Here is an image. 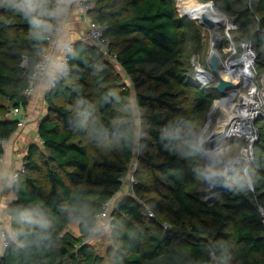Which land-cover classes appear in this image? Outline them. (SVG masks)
I'll use <instances>...</instances> for the list:
<instances>
[{"label": "trees", "instance_id": "1", "mask_svg": "<svg viewBox=\"0 0 264 264\" xmlns=\"http://www.w3.org/2000/svg\"><path fill=\"white\" fill-rule=\"evenodd\" d=\"M93 1L91 17L107 25L111 50L139 90L138 103L145 108L140 130L128 111L130 89L113 79L111 60L85 39L74 42L67 68L46 93L48 112L38 128L43 148L30 147L26 170L14 186L12 228L30 234L10 240L0 264H208L212 255L216 264H264V128L248 171L253 187L242 170L232 191L216 192L222 199L209 201L190 187L200 147L173 135L185 133L192 114H204L218 95L197 79L190 60L202 45L198 24L181 18L178 0ZM199 1H213L237 25H256L248 38L264 47V0H249L243 9H237L240 0ZM56 7L47 0V10ZM30 33L22 14L0 0V96L11 107L28 105L24 91L46 44ZM258 71L263 74L264 65ZM8 109L0 106V158L1 140L18 129V120L5 116ZM111 140L112 149H100ZM136 158L135 192L155 195L126 193L117 200L111 223L121 247L104 262L86 238L105 203L122 190ZM161 188L169 204L157 197ZM146 205L154 217L146 215ZM27 209L41 211L50 227L27 224L21 217ZM71 221L79 223V235L70 230Z\"/></svg>", "mask_w": 264, "mask_h": 264}, {"label": "rangeland", "instance_id": "2", "mask_svg": "<svg viewBox=\"0 0 264 264\" xmlns=\"http://www.w3.org/2000/svg\"><path fill=\"white\" fill-rule=\"evenodd\" d=\"M249 0H240L237 9H243L246 5V2ZM214 3L213 1H209V3ZM208 3V2H202L199 0H178L177 7L180 12L181 18L183 19H191L195 21L202 34V45L196 54L191 55L190 60L193 66V69L195 71V74L197 76V79L203 84L202 77L203 75L197 74L198 67L206 69V71H209L214 74L213 79L210 80L208 83H205V86H213L216 88V85L218 83V75L213 71V68L209 62L210 53H211V43H212V31L209 30V28L203 24H201L200 20L193 17H184V15L190 14V9H192L195 6H199L201 4ZM215 4V3H214ZM203 5V6H204ZM202 7V6H201ZM186 10V13L184 12ZM221 10V9H220ZM223 13H225L223 10H221ZM226 14V13H225ZM231 19V26L230 29L227 30L225 27L221 28V42L218 43L219 50L222 51L225 60L222 63L221 67V73L225 72V66L227 62H231L232 60L238 59L242 57L245 53V49L243 45L245 43L252 44L251 45V51L254 54L253 59V71L254 75L251 79V84L248 86H244V79L242 80V83H239V87L243 92H249L252 85H254L258 90H264V72L263 74H260L258 69L263 67L264 65V47L258 46L255 47V45L250 41L248 38V34L250 31L254 30L256 28V25H251L248 27H243L241 25H237L236 21H234V18L231 15L226 14ZM196 19V20H195ZM207 28V29H206ZM209 32V33H208ZM227 58V59H226ZM111 63L113 65V72L112 77L120 84H125L130 89V97L128 99V111L129 115L131 117V120L134 122L137 132L140 130V118L142 112L145 110V108L141 107L138 103V94L139 90L134 86L133 81L130 77H128L123 72L122 65L118 61L111 60ZM241 66V65H240ZM232 80V79H231ZM231 88H229L224 94L220 93L218 90V95L216 98L215 104L209 107V109L204 114H192V121H194L197 125V131L199 135L203 136L204 138V144L200 147L201 152L199 154H196V162L192 170V182H191V189L195 192H197L201 197L205 198L206 200H212L216 197L222 199L221 195H218L213 193V190L210 186V178H205V170L208 166V163L210 162L211 158L210 155H208V149L212 148L207 144L208 138L210 134L217 129V127L220 124V121L224 119H228L230 115L236 116V113L233 112L232 109L227 108L225 105H235L237 103L236 99H226L223 101L225 97H227L228 93L230 92ZM226 95V96H225ZM257 101H259L258 106L255 108L254 111V118L252 120V128L253 132L250 137L242 136V135H236L235 134H227L224 135L222 138V134L219 133L214 136L213 140L218 142V140L221 138L222 144L226 142V139L232 138L229 142V144H223L222 148H229L231 158L234 165H231V169L229 170V175L232 176V182L235 183V185H238L240 180V174L243 170V174L245 175L244 170L247 169V178L250 177L249 167L252 163V157L255 151V143L260 135V127L264 128V116L257 122V117L259 115H264V104H261V99L257 97ZM42 103L44 101L42 100ZM45 104V103H44ZM7 106L11 107V103L6 100L5 98L0 96V106ZM48 112V106L47 111L44 110V113L47 114ZM45 114V115H46ZM44 115V116H45ZM139 135V134H138ZM234 138H233V137ZM196 142V141H195ZM229 145V146H228ZM113 147V141H108L100 146V149L103 151H106V149H112ZM139 150L137 148L136 150V156L138 155ZM209 157V158H208ZM139 170V162L136 158L133 163L130 164V170L129 174L125 180V184L121 191H119L115 196V202L114 209L116 208V202L117 200L122 197L124 194L129 192L131 190V182L132 179L134 180L137 178V172ZM42 180L46 184V177L43 173L41 175ZM251 180V179H250ZM252 186V181L251 185ZM253 187V186H252ZM161 193L157 197L162 199L164 203L169 204L168 196L166 197L165 194H169L166 189L161 188ZM137 195H144L146 197L147 195H155L153 191L151 192H135ZM74 225V224H73ZM171 225L174 226V224L171 223ZM168 225V226H171ZM77 230L73 229V232ZM87 241H89L95 248L96 252L99 253L102 256V259L104 262H108L114 253L120 249L121 244L118 239L117 233L114 230L113 224L110 223L108 220H100L97 224V227L94 229L92 234L86 238ZM208 264H216L215 258L212 255L211 256V262Z\"/></svg>", "mask_w": 264, "mask_h": 264}, {"label": "crops", "instance_id": "3", "mask_svg": "<svg viewBox=\"0 0 264 264\" xmlns=\"http://www.w3.org/2000/svg\"><path fill=\"white\" fill-rule=\"evenodd\" d=\"M80 2L81 0H71V2L64 0L62 4L58 5V0H54L56 5L64 9L63 13L55 16L56 22L52 30V59H57L59 62L64 55V47L67 44L85 39L87 20L79 10ZM59 71L49 70V74L37 85L35 93L29 97L28 105L23 108L27 123L24 127L17 129L9 139L0 160V227L5 226L11 231H13L11 204L16 198L14 192L15 182L12 177L13 171L24 164L25 157L32 145L37 144L39 148H43V141L39 136L38 128L42 118L46 114L44 110L47 111L46 93L53 85ZM123 72L126 74L124 69ZM42 100L45 104L42 103ZM113 200L115 202V197ZM76 226L77 230L73 232ZM69 228L75 235L80 234L79 223L77 221H71ZM4 251L0 240V256Z\"/></svg>", "mask_w": 264, "mask_h": 264}, {"label": "built area", "instance_id": "4", "mask_svg": "<svg viewBox=\"0 0 264 264\" xmlns=\"http://www.w3.org/2000/svg\"><path fill=\"white\" fill-rule=\"evenodd\" d=\"M94 6H95V3L93 0H81L79 4V10L81 11V13H83V15L85 16L87 20V31H86L85 40L91 44H94L100 47L104 51L108 59L118 61L117 54L111 50V38L109 37V35L106 34L107 25L100 21H95L91 17V11L94 8ZM52 42H53V34L51 32V33L46 34L45 47L40 53L39 61L36 63L33 71L29 75L30 83L24 91L28 97L32 96L35 93L37 85L40 83V81L43 78H45L49 74V70H50L49 60L52 59V55H53V46L51 45ZM73 48H74L73 43L67 44L64 47V55L62 56V59L60 60V63L63 65V67L60 69L59 74L55 77V81L57 80L58 76L62 75V71L65 68H67L69 55L73 51ZM203 70L205 69L198 67L197 74H200L199 71H203ZM207 72L211 73L209 71ZM211 74L214 76L213 73ZM201 77L203 81V84H202L203 86L205 83H208L210 80H212V79H204V76H201ZM55 81L53 85L55 84ZM5 116L9 118H17L18 129L24 127L25 124L27 123V118L25 117L23 113V107L21 106L10 107V109H8V111L5 113ZM8 141L9 140L7 139L1 140L4 146L8 144ZM1 159L2 157L0 158V160ZM25 170H26L25 165L22 164L16 170L13 171L12 177L15 183L18 180L20 174L25 172ZM134 183H135V180L133 178L131 182V190L127 193H131L137 198H139L137 194L135 193ZM113 203H114L113 199H110L105 203L103 207V211L98 215V222L103 219L108 220L110 223L112 222V216H113L112 210L114 208ZM145 213L146 215H148V217H154V212L149 207H147V205H146ZM164 226L167 227L168 225H164ZM10 231L11 230H9L5 226L0 227V237H2L0 238V240H1V247L3 251L8 247L10 243V239L8 238V233Z\"/></svg>", "mask_w": 264, "mask_h": 264}, {"label": "clouds", "instance_id": "5", "mask_svg": "<svg viewBox=\"0 0 264 264\" xmlns=\"http://www.w3.org/2000/svg\"><path fill=\"white\" fill-rule=\"evenodd\" d=\"M7 2L28 21L31 26V36L37 41H42L46 38V34L51 33L53 30V25L46 19H43L45 15L48 16H59L63 13L64 9L62 7H56L54 10H47L45 8L47 0H7ZM64 0H58V5L62 4ZM71 2V0H68ZM63 67V65L57 59L49 60V69L51 71H58ZM174 138L181 139L185 136L190 139H194L198 146L204 144L203 136L199 135L197 131V125L194 121H188L186 124L185 133H174ZM164 138V137H162ZM187 143V139L183 141ZM229 148H217L210 152L211 160L205 170V178H211L217 175H223L227 170V167L233 163L230 155ZM245 177H247V169L244 170ZM248 185H251L250 177L245 181ZM22 219L29 225H37L40 229L45 230L50 227V221L44 216V214L39 210L27 209L21 213ZM30 234V230L20 228L15 231H10L8 233V238L10 240H17L20 237H25ZM38 237L44 235L43 232L37 234ZM2 238V237H0ZM23 246V245H21Z\"/></svg>", "mask_w": 264, "mask_h": 264}, {"label": "bare ground", "instance_id": "6", "mask_svg": "<svg viewBox=\"0 0 264 264\" xmlns=\"http://www.w3.org/2000/svg\"><path fill=\"white\" fill-rule=\"evenodd\" d=\"M190 15L193 16V18L202 17L203 15H206L207 17L211 18L214 22L224 26L227 30L230 29L228 19L225 13H223L214 3L211 2L207 3L204 6L190 12ZM209 30L212 31V29L210 28ZM221 40L219 41V43L221 42ZM218 45H217V53L219 55L222 64L225 60V57L222 51L218 49L219 48ZM243 47L245 49L244 55L238 59L232 60L231 62H227L225 66V72L221 74H223V76L228 79L237 81L238 83H242V80L244 79V86H248L251 84V79L254 75L252 66H253V59L255 56L251 51L250 48L251 45L249 43H245ZM220 72H221V68H220ZM199 73L204 76V79H213V75H210L208 72L205 73L203 71H199ZM240 85L231 88L227 97L223 99L224 101L226 99L234 100L237 98L238 104H235L234 106L225 105L227 108L232 109L233 112L236 113V116L230 115L228 119H224V121L223 120L220 121V124L216 129L217 130L216 135L221 133L222 134L221 138L229 133L230 134L236 133L237 136L242 135V136L250 137L249 135H251L253 132L252 120L254 118V111L259 103V101H257V97L261 99L262 102L261 104H264V90H258L254 85H252L249 92H243L239 87ZM221 138L218 140L219 143H222ZM227 140L228 139H226L225 141ZM234 164L235 163L233 162L231 165ZM231 165L227 167L228 169L227 175H229L228 173L232 167Z\"/></svg>", "mask_w": 264, "mask_h": 264}, {"label": "water", "instance_id": "7", "mask_svg": "<svg viewBox=\"0 0 264 264\" xmlns=\"http://www.w3.org/2000/svg\"><path fill=\"white\" fill-rule=\"evenodd\" d=\"M193 17L190 14H185L184 17ZM198 20L201 21V24L207 26L208 28L212 29V49L210 53L209 62L213 68V71L218 75V83L216 85V89L224 94L229 88H234L239 85V83L235 80L228 79L223 76L220 72V68L222 67L219 55L217 53V45L221 40V28L224 26L219 25L218 23L214 22L211 18L203 15L202 17H196ZM64 70L62 71L63 74ZM203 72L207 73L206 70ZM211 74V73H209ZM212 75V74H211ZM226 98V97H225ZM224 98V99H225ZM217 130L215 129L209 136L207 144L212 148L208 149V153L212 152L217 148H222L223 144H229L232 138H229L226 142L219 143L213 140L214 136L216 135ZM234 138V137H233ZM229 146V145H228ZM209 158V157H208ZM211 159V158H209ZM209 164V163H208ZM228 169L224 172L223 175H217L210 178V186L213 190V193H220V192H227L232 191L235 188V183L232 182V176L227 175ZM4 253H6L4 251Z\"/></svg>", "mask_w": 264, "mask_h": 264}]
</instances>
